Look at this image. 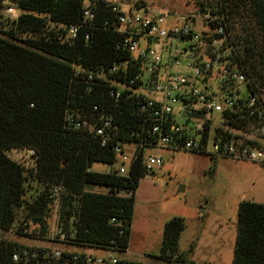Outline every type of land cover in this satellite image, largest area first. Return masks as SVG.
<instances>
[{"label":"trees","instance_id":"obj_1","mask_svg":"<svg viewBox=\"0 0 264 264\" xmlns=\"http://www.w3.org/2000/svg\"><path fill=\"white\" fill-rule=\"evenodd\" d=\"M4 1L19 13L0 22V231L15 227L30 237L39 229L44 237L54 205L52 190L62 187L59 228L73 235L69 240L74 246L122 255L129 247L135 190L147 172L140 161L124 177L91 171L96 162L114 163L115 141L103 145L98 136L74 128L83 119L99 123L110 118L119 129L117 141L140 142L145 137L143 115L127 93L120 92L117 99L112 94L117 89L110 81L129 83L138 73L125 36L117 32L114 6L89 0L93 19L84 20L85 0H0V14L10 7ZM195 5L196 11L225 18L238 46L237 60L250 79L248 88L264 101V0H203ZM188 18L194 20L192 13ZM72 26L78 31L69 43L66 34ZM100 71L107 82L87 79L88 73ZM232 118L230 127L246 131L240 114ZM224 132L229 135L228 129ZM13 149L32 152L33 171L27 174L7 156ZM28 182L39 187L25 201ZM95 187L106 192H93ZM183 230L180 218L164 225L159 260L183 263L178 255ZM20 248L23 245L0 238V264H11ZM231 264H264V202L240 203Z\"/></svg>","mask_w":264,"mask_h":264},{"label":"built area","instance_id":"obj_2","mask_svg":"<svg viewBox=\"0 0 264 264\" xmlns=\"http://www.w3.org/2000/svg\"><path fill=\"white\" fill-rule=\"evenodd\" d=\"M196 1L203 0H194V4ZM111 10L117 20V32L125 36L124 45L138 70L129 83L110 81L117 89L112 94L117 99L120 92L127 93V98L136 105L141 117L143 115L140 126L145 137L140 142L117 141L119 129L112 125L110 118L101 119L99 123H91L87 119L75 123L74 128L98 136L103 145L115 141L112 147L114 163L107 173L127 176L137 161L147 173H153L162 167L163 161L158 156L147 155L145 150L157 148L205 153L210 147L208 155L212 158L249 161L264 167V101L259 95L252 94L249 88L246 98L239 96V85L248 87L250 79L237 60L238 46L225 18L209 10L204 12V26H208L209 31L197 33L186 23L166 29L160 26L163 18L152 19L136 10L123 13L116 6ZM4 12L9 18H17L18 11L14 5ZM83 16L84 20L93 19L89 1L84 2ZM77 31L78 27H70L66 41H73ZM179 42L185 44L184 49H178ZM163 52L167 55L166 60L162 57ZM186 55L188 58L184 64L182 57ZM123 67H127V63ZM171 68L177 72H172ZM116 70V67L112 69ZM87 79L107 82L103 71L88 73ZM211 80L216 81V89L212 88ZM198 83L203 88L199 89ZM175 105H180V108L176 110ZM212 113L222 117L213 134L210 123L203 119ZM236 114L246 121V131L236 129L239 134H233L229 126ZM199 125L200 129L197 128ZM205 126H208L206 132ZM218 129L223 130L218 132ZM149 139H154V143ZM140 150L142 154L139 157ZM100 190L106 192L98 187L92 191ZM64 192L62 187L52 190L54 205L51 210L55 211L56 218L53 225L48 223V234L42 237L38 229L34 236H26L33 244H24L17 250L11 256V264H120L122 259L114 256L73 250L78 248L69 240L73 235L68 236L59 228L58 222L59 200Z\"/></svg>","mask_w":264,"mask_h":264},{"label":"rangeland","instance_id":"obj_3","mask_svg":"<svg viewBox=\"0 0 264 264\" xmlns=\"http://www.w3.org/2000/svg\"><path fill=\"white\" fill-rule=\"evenodd\" d=\"M102 1L116 6L123 13L136 10L138 14L152 19L164 15L160 26L166 29L186 23L197 33L209 31V27L204 26L202 16L194 17V20L188 18L197 10L194 0ZM7 17L5 12L0 14V22L5 24L6 20L12 19ZM184 48L185 44L179 42L178 49ZM162 57L167 59L164 52ZM182 58L185 64L184 60L188 56ZM171 71L177 72L173 68ZM210 84L216 89L215 80H211ZM196 86L203 88L199 83ZM239 96H248L245 84L239 85ZM179 108L180 105H175L176 110ZM203 119L210 123L211 134L222 122L218 113L206 114ZM197 128L200 129V125ZM231 132L239 134L235 128ZM145 153L160 157L163 164L153 173L145 174L137 184L128 255L87 248L73 250L130 259L142 264H231L239 205L243 201L264 202V167L243 160L213 159L208 155L211 153L210 147L205 153L163 148L147 149ZM6 154L12 161L22 165L27 174V171H33L35 161L30 151L13 149ZM109 170L110 167L104 163L96 162L91 166L93 172L107 173ZM38 187L37 183L28 182L24 200L30 201ZM182 187L184 191L180 192ZM100 191L102 193L104 190ZM21 212L18 211L17 224ZM55 218V211L51 210L48 223L53 225ZM173 218H180L184 224L178 241V255L183 258V263H170L157 258L160 255L164 225ZM0 238L21 245L33 244L32 240L17 233L15 227L9 232L0 231Z\"/></svg>","mask_w":264,"mask_h":264},{"label":"water","instance_id":"obj_4","mask_svg":"<svg viewBox=\"0 0 264 264\" xmlns=\"http://www.w3.org/2000/svg\"><path fill=\"white\" fill-rule=\"evenodd\" d=\"M4 3L6 5H11V3L9 1H4ZM204 15V11H195L194 13H192V16L196 17V16H202ZM164 18V15L160 16L159 19H162ZM184 191V188L182 187L180 192H183Z\"/></svg>","mask_w":264,"mask_h":264},{"label":"crops","instance_id":"obj_5","mask_svg":"<svg viewBox=\"0 0 264 264\" xmlns=\"http://www.w3.org/2000/svg\"><path fill=\"white\" fill-rule=\"evenodd\" d=\"M128 251H129V249H127L126 252H125L124 254H122V255L127 256V255H128ZM111 253H112V252H111ZM122 260H129V261H131L130 259H124V258H123Z\"/></svg>","mask_w":264,"mask_h":264}]
</instances>
